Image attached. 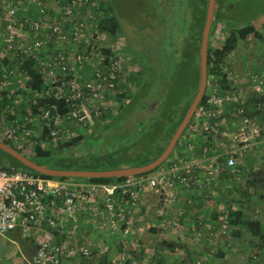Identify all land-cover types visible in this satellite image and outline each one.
<instances>
[{"label": "built area", "instance_id": "obj_1", "mask_svg": "<svg viewBox=\"0 0 264 264\" xmlns=\"http://www.w3.org/2000/svg\"><path fill=\"white\" fill-rule=\"evenodd\" d=\"M53 1L0 0V19L6 21L5 32L0 36V110L2 102L11 100L19 87L15 79L29 80L19 61L16 67L5 66L9 57L19 59L24 55L40 64L43 81L56 90L53 93L48 91V96L53 95L68 108L64 114L57 112L52 115L51 111H42V115H38L41 119L43 117L41 123L35 122L36 117L29 112L15 119L7 131L8 137L13 140L19 139L17 133L20 132L29 135L35 128L33 126L45 129L49 116L52 117V124L47 125V129L50 137L57 140L61 135L69 136L73 126L76 132L91 128L103 114L114 109V104L110 105L108 99L117 86V74L122 66L119 67L117 61L107 64L98 53L100 60H90V72L81 74V55H68L63 48L66 35L59 25L52 27L50 24L49 16L53 9L50 10L48 4ZM84 1L64 0L61 8L64 14L60 19L84 5ZM22 8H26L27 12L19 18L18 13ZM32 10L41 18L34 19ZM8 50H14L10 56L7 55ZM20 71L24 77H17ZM249 89L264 98V71L253 75ZM216 95L215 91L212 92L208 106L200 110L198 123L189 139V147L193 149L194 142L203 134L209 144L204 146L203 152L199 155L193 152L192 155L174 156L160 169L147 175L128 177L120 183L95 184L48 179L24 170L0 168V234L19 232L25 237H34L36 251L32 264H63L67 258L90 257L94 250L111 252L109 264H137L126 251H108L107 243L92 238L85 225L93 223L95 228L99 225L110 233L123 235L126 242L132 240L138 246L139 241L133 235L143 232L140 224H144L142 213L138 214L141 204L148 212L151 211V193H154L159 206L155 213L162 216V225H166L158 227L169 230L178 228L181 226L179 220L170 215L180 202V189H185L192 197L196 191L206 190L207 185L223 177V171L231 174L230 179L240 180L245 167L241 164L244 155L251 152L254 146H264V123L258 118L263 104H257L255 111L258 114L255 116L246 106L248 97L244 93ZM14 104L19 103L14 100ZM225 104L232 105L229 116L223 115ZM249 170L250 167H246L245 171ZM118 191L126 195L119 201L114 199ZM175 192L177 196L173 194ZM210 196L215 195H207L208 198ZM101 200L105 201V210L99 208ZM218 206L220 211H216L223 221V204ZM255 214L264 220V209L256 208ZM177 215L186 216V212L178 209ZM165 216H170L171 221ZM226 227L227 224L224 229Z\"/></svg>", "mask_w": 264, "mask_h": 264}, {"label": "flooded vegetation", "instance_id": "obj_2", "mask_svg": "<svg viewBox=\"0 0 264 264\" xmlns=\"http://www.w3.org/2000/svg\"><path fill=\"white\" fill-rule=\"evenodd\" d=\"M210 2L103 0L104 19L116 26L112 37L127 82L112 111L51 154L58 167L121 168L137 161V167H145L162 159L156 171L173 156L202 148L193 150L189 139L200 110L220 87L218 83L211 89L220 80L214 71L223 54V26L241 29L264 17V0H215L213 14ZM211 19L204 62L203 41Z\"/></svg>", "mask_w": 264, "mask_h": 264}, {"label": "rangeland", "instance_id": "obj_3", "mask_svg": "<svg viewBox=\"0 0 264 264\" xmlns=\"http://www.w3.org/2000/svg\"><path fill=\"white\" fill-rule=\"evenodd\" d=\"M63 1L64 0H54L53 2L48 4L50 10L53 9L52 12H50L49 21L52 27L59 25L62 30V33L66 35L65 40L66 39L67 40L66 42L63 41L64 42L63 48L66 50L68 55L69 54L71 55L76 54V56L81 55L83 60V68L87 69V67H92L91 66L92 64L89 63L90 60H93L94 62L100 60V57H98V53H101L102 57H104V55L101 52L102 47H106V48L110 47L114 50V53L118 54V48H117L118 46L117 43H115L113 37L110 38L108 37L105 40H98L97 38L99 23L104 19L103 11L105 10V8H104L103 0H85L83 2L84 5L78 6L79 8L76 11L74 9V11L70 15L66 17L63 16L64 18L60 19V16L64 14L61 11V8L63 6ZM26 12H27L26 8L20 9L18 13V17L19 18L23 17L26 14ZM32 16L34 19L41 18V16L34 10H32ZM263 25H264V17L261 19V21H259L254 25L255 29L261 34L262 38H257L251 35L246 40L240 41L235 51L225 59V64L223 65V69L225 72L234 71L232 75L236 79V84H234L232 90H228L232 95H235L237 92L244 93L248 97V105L249 108L253 111V113L255 112L256 104L254 105V103H251V101L254 100L256 102L257 99L260 103L263 104L262 105L263 110L258 117L260 118L262 123H264V98H262V96L258 95L257 93L255 95L253 91L249 89V85L253 75L259 74L258 72L262 69V66H264V31H263L264 26ZM5 26H6V21L0 19V36L4 34ZM238 29L240 28L234 26H223V31L221 32L220 35V37L223 39V45L230 36V34ZM53 41L55 40L53 39ZM13 51L14 50H8L7 55L10 56L13 53ZM27 57L30 56L24 55L19 60L12 59L11 57H9L6 60L5 66H7L8 68L16 67L17 62L19 61L21 67V62L23 61L20 60H24ZM262 60L263 63L261 62ZM115 61H117L119 67L120 65L121 66L123 65L121 59L120 60L117 59ZM37 64L38 66H40L39 63ZM122 73L123 75L121 76L118 83H116L117 86L113 90L112 96L108 99L110 105L114 104L113 108L116 107V102H117L115 97L119 95V91L123 89V85H125V83L127 82V79L125 78V74L123 71ZM24 76H25L24 73L21 71L20 73L17 74V77H24ZM28 81L29 80H26L25 78L15 79V82L17 83V85H19V87L12 96L11 101L15 100V102L20 104L26 103L25 105L22 104L24 106H28V110L26 111V114L27 112L31 113L36 117L35 122L41 123L43 122L42 120L43 117L41 119V117L38 115H42L43 112H39V114H36L33 112L32 107L31 108L29 107L30 103L32 104L35 102V98L38 94L36 95L35 93H32L31 90L27 88ZM218 83H220L219 80L214 84V86H212L211 89H214V87L217 88L216 84ZM48 91L49 93H53L56 90L51 89L49 85H47L46 94ZM217 95L220 97L221 95H223V92H220ZM4 98L6 99V97ZM6 110H8V113L12 115L14 118H8L5 115V111L2 109L0 110V139L11 142L18 149L25 152L36 153L37 147H40L43 151H51L52 149H58L65 143L72 141L75 136L79 135L80 133H83L86 129L87 130L92 129L91 127L81 130L80 132H76L77 129H75L73 126L71 134L69 136L61 135L60 139L55 140L53 137H50L49 135V139L44 140L43 136L45 129L39 128L37 126H33L35 128H33V131L30 132L29 135L20 132L17 133L19 139L13 140L8 137L7 131L10 129L15 119H20L26 114H23V112L20 111L19 104L13 103L9 107L7 106ZM48 120L49 121L46 122V127L47 125L52 124L51 122L52 117L49 116ZM199 137L201 142H199L198 149L200 148V146L203 147L204 143L202 141L205 140V136L203 134H201ZM183 146H187L186 142ZM260 148H262V153L261 154L258 153L259 156L253 154L255 150L254 152H250L248 154L249 164L251 166L254 164L255 166H252L253 169L251 173L250 171L245 173L244 179L240 178V180H230L229 177L228 180L227 176H224L226 172L223 171V177L221 176L217 180L213 181L211 184L207 185L206 190L204 189L202 191L201 190L196 191L195 195L201 199L202 204L198 203V198L195 201L196 204L187 201L185 199L187 198L186 196L187 192H185V189H180V191H178L180 192L178 196L179 199L178 201H180L179 203H181L179 210H184L185 212L187 211V213H191V214L195 212H198L196 214L205 212L204 215L206 216V219H204L205 216H203L201 219L206 221L210 220L211 211H214V209L215 210L218 209V211H220V209L218 208L219 206L217 204L218 201L217 199L214 198L211 202H208L206 204L204 202L203 194L207 193L210 195H215L213 193L219 192L217 188L222 186L223 211L227 212V208L225 207L226 205L224 202L225 199L229 198L228 197L229 195H227L226 192L228 190H232L234 191L233 195H236L237 197L239 194L237 189H239L240 185L243 188L245 187L248 188L249 191L250 190L252 191L253 188L254 192H257L258 195H260V197H258L259 203H256L255 206L258 209H263L262 207L264 206V158H263L264 146ZM260 148L258 151L257 150L256 151L259 152ZM130 164L133 166H139L141 165V162L140 161L134 163L131 162L129 163V165ZM254 168L256 169L254 170ZM101 169H105V168H101ZM175 193L173 194L177 196V192ZM151 195L153 199L151 200V204H149L151 208V211L149 212L150 215L148 217V220L143 219V221H145L144 224H140L141 227H143V232H136L133 235L134 239L138 241L144 240L145 242H147V244H144L143 246L138 248L132 245L129 246V248L126 250L129 253H133L131 255L133 260L144 255V261H149L150 264H154V262L151 260L152 256L154 261H159L162 258L163 261L162 264H183L184 261H186L185 264H264V249H261V252H259L260 248L254 247V245L257 242H260V240L257 241V238L250 236L248 238V236H246L245 234L244 236L246 237H243L241 244L238 242H233L231 238H229L228 240H225L224 238L222 239L221 235L223 232L219 233L218 231V233L217 232L213 233L214 236H212V232L208 230L209 228L208 226L197 225L196 220L193 219L192 217H189L190 220L188 221H182L181 229L177 230L174 234H178V232L180 231H183V233L180 232V234H178L176 238H172L171 236L168 235L170 233L168 231L169 229L162 228L163 226L166 225H162L163 221H160L161 218H158L155 215V212L158 209L157 208L158 205L156 204L154 193H151ZM201 195L202 197H199ZM203 204L204 207L202 206ZM221 219L222 218L220 217V220ZM147 225H149L150 227H147ZM153 225L162 226V227H158L159 228V230L157 228L158 232L154 234L150 232V229ZM208 232L210 233L209 237L207 234ZM101 236L103 235L101 234ZM165 238H167L168 240L173 239L174 241H169V242L170 243L173 242V245L176 247L168 246L167 248H164L163 241ZM17 239H19V237L14 233H8L5 235L0 234V264H28L26 262L27 258L24 257V252L22 251L21 243L18 242ZM191 244H196L198 247L196 249H192L190 248ZM261 244L264 246V238H263V242L257 245H261ZM223 245H225L227 249H231L230 251L233 252H239V250L242 251L243 252L242 256L244 255V258L243 259L237 258L234 260V258H230V257L227 259L223 257H216V253H217L216 247ZM107 247L109 249L108 244ZM142 247L144 248L141 254V252H137L138 251L137 249ZM111 250H113V252H117V250L115 249H111ZM153 251L155 253H153ZM258 253H261L259 259H257V257L259 256ZM148 255H150V257H148ZM102 256L105 255L102 252H100L99 253L100 261H102L103 259ZM21 258H25V259L23 260ZM73 264H77V263H73Z\"/></svg>", "mask_w": 264, "mask_h": 264}, {"label": "trees", "instance_id": "obj_4", "mask_svg": "<svg viewBox=\"0 0 264 264\" xmlns=\"http://www.w3.org/2000/svg\"><path fill=\"white\" fill-rule=\"evenodd\" d=\"M115 30H116V26L113 24L112 20L106 17L105 19H103L99 23L98 36H97L98 40H105L108 37L109 38L112 37V34H114ZM263 31H264V27H263ZM251 35H253L257 38H262L261 34L255 29L254 25H250L248 27L233 31L230 34V36L228 37V39L225 41V43L223 45V54L221 56H219V58H216V60H217L216 66L217 67L215 68V71H214V74L217 75L220 79L219 80L220 81V87L217 89V94L220 92H223V95L226 94V92L230 93L228 90H232L234 84H236V79L232 75L234 73V71L225 72L222 67L225 64V59L235 51L238 43L240 41L246 40ZM101 52L104 55L107 64L109 62H114L117 59L119 60V58H120L119 55L117 53H114V50L110 47H108V48L102 47ZM22 57L23 56H21L20 58H22ZM20 61H23V65L21 66V68L23 70H25L27 72V75L29 76L27 88H29L32 93H35L36 95L38 94L35 98V102L32 104L30 103V105H29L30 108L32 107L33 112L38 114L39 112H42V111H51L52 115H54L57 112L62 113V114L66 113L68 111V108H66V105L62 101L56 99L53 95L48 96L46 94L47 85L43 81L42 73L39 71V66H38L37 62L34 60V58L27 57L26 59L20 60ZM220 64H221V66H220ZM91 68L92 67H87V69L83 68V71H81V74L87 75L90 72ZM262 72H263V67L258 73H262ZM122 75H123L122 71L117 74L116 82H118L120 80ZM212 91L214 92L215 90H212ZM253 93L255 94V92H253ZM119 98H120V95H117L115 97V99H119ZM207 101L203 105L204 107L208 106ZM256 102L258 103L259 101L256 99ZM256 102L254 100L251 101V103H254V105L257 104ZM13 103H14V100L13 101L5 100L1 104V109L5 111V115L8 118H14L12 115H10L8 113V110H6L7 106L9 107ZM22 104L25 105L26 103H21V104L19 103L20 111L23 112V114H26V111L28 110V106H24ZM246 106H249L248 103ZM228 107H230L232 109V105L227 104V105L223 106V109H224L223 115L224 116H229L228 112L231 109L228 110ZM249 112H253V111L249 108ZM27 114H28V112H27ZM43 139L44 140L49 139V131H48L47 127H45ZM5 141L7 143H9L10 145H12L13 147H16L11 142H9L7 140H5ZM199 142H201V140H200V137L198 136V139L194 142V147L196 149H198ZM202 142L204 143V145H203V147L200 146L202 148L198 150L196 155L201 154L203 152L204 146L209 145L207 143V141H205V140ZM69 143H71V141L68 143H65L62 146H66ZM61 147L58 149H52L51 150L52 152L51 151H43L40 147H37L36 155L50 158L51 154L54 151L61 150ZM259 148H260V146L254 147L251 150V152H254V150H255V152L253 154L259 156V154L262 153V148H260V151L257 152L259 150ZM184 154H186V153H184ZM248 154L244 155L243 161L241 162V164L245 165V167L243 168L242 176L240 177L241 179L245 178L246 167H250L249 171L251 173V171L253 169L252 166H255L254 164L252 166L249 164ZM0 164L2 165L0 168L6 169V170H24V171H28L31 173L38 174L35 171H32L31 169L24 167L16 159H14L12 156H10L9 154L4 153V152H0ZM255 169L256 168H254V170ZM38 175H40V174H38ZM143 175H147V174H143ZM229 175H231V174L225 173L224 176H227V178L229 180ZM41 176H43V175H41ZM43 177L48 178V179H54V180H73V181L76 180V181L95 183V184H114V183L123 182L126 179V178H119V179L111 178V179L82 180V179H68V178H53V177H47V176H43ZM230 180H235V179H230ZM252 187H253V185H252ZM235 188H238V187H235ZM217 189L219 192L215 193V196H210L208 198L207 193L203 194L204 195V202L206 204L208 202H211L212 199H214V197H215V199H217L218 205L223 204V194H222L223 188L221 186V187H218ZM237 191L239 192L237 197H236V195H233L234 191H232V190H228L226 192L227 195H229L228 196L229 198L225 199V202H224L226 205L225 207L227 208V212L225 211V213H223V221L220 220L219 213L215 209H214V211H211V214H210L211 220L209 221L211 224L208 226L209 227L208 230L210 232H212V236H214L213 233H216V232L218 233V231H219V233L223 232L221 235L222 239L224 238L225 240H228L229 238H231L233 240V242L241 241L243 239V237H246V236H248V238H249V236L257 238V241L260 240V242H257L256 244L254 243L255 244L254 247H256V248L259 247L260 248L259 252H261V249H264V246L262 244L261 245H257V244H260L261 242H263L264 220L262 219V217H258L255 214V209H256L255 204L259 203L258 197H260V195H258L257 192H254L253 188H252V191L251 190L249 191L248 188H246V187L243 188L241 185L239 186V189H237ZM124 196H126V195H124L121 191H118V192H116L114 199L119 201ZM199 197H202V195ZM197 198L198 197L196 195H194L192 197H189V195H188L187 198H185V199L187 201L191 200V203L196 204L195 201ZM198 203L202 204L200 198H198ZM202 206L204 207V204ZM99 208L102 210H105L106 207H105V201L104 200L103 201L101 200ZM157 208H159V206ZM262 208L264 209V206ZM149 212L146 210L145 205L141 204L138 215H140L142 213L143 219L148 220V217L150 215ZM177 212H178V209L176 210V208H175V210L173 211V213L170 216L177 218V220H179L181 226L178 228H175V229L171 228L173 230L172 231L173 234L177 230L181 229L182 220H184V217H185L184 215L178 217ZM155 215L158 218L161 217V220H163L162 216L157 215L156 213H155ZM170 216H165V217H167L171 221ZM85 224L86 223H84V225ZM225 224H227L226 229H224ZM197 225L206 226V223L204 222V220L201 222H199V220H198ZM222 225H223V231H222ZM97 226H98V228H95V224H93V223H91V225L87 224V225H85V230H87V232L91 235L92 238L98 239V240L99 239L104 240L109 245V249H108L109 251L111 249H118V252H124L129 248V246H132V245L136 248L140 247V246H137L135 244V242L132 240H131V242L130 241L126 242L127 240H125V237L121 234L110 233V232L106 231L103 227H100L99 225H97ZM157 228H158V226L153 225L150 229V232L154 233V234L157 233L158 232ZM94 229L96 230V232L94 231ZM158 230H159V228H158ZM12 233L16 234L19 237V239H17V241L21 243V248H22V251L24 252V257L27 258L26 262L28 264H32L33 256H34L35 251H36L35 238L34 237H29V238L25 237L24 234H21L19 232H12ZM101 234H103L104 236H101ZM207 234L209 237L210 233L208 232ZM245 234H246V236H244ZM94 235H96V236H94ZM79 239H81V237H79ZM165 239L163 241L164 248H167L168 246L169 247L174 246L173 242L170 243L167 238H165ZM139 245H140V243H139ZM191 246H190V248H192V249H195V247H197V246H192V247ZM174 247H176V246H174ZM143 248L144 247L137 249L138 250L137 252H141V254H142ZM216 249H217L216 257H223L225 259H227L229 257L234 258V260L237 258H241L242 257L241 253H243L240 250H239V252L230 251L231 249H227L225 245L217 246ZM100 252L101 251H99V250L98 251L94 250L92 252L93 254H91L90 257H81L80 256V257H76V258H74V257L67 258V259L63 260V264H73V263L93 264L92 258L95 257L96 255L99 256ZM126 252L130 257L133 254V253H129L128 251H126ZM134 253H136V252H134ZM153 253H155V252L153 251ZM103 254L105 256H102L103 259H102V261H100V264H109L110 263L109 256H111V252H104ZM258 255H257L258 256L257 259H259V257L261 256V253H258ZM148 257H150V255H148ZM242 258H244V257H242ZM131 259H132V257H131ZM151 260L153 262H156L157 264L163 263L162 258L159 261H154L153 256H152ZM135 261L137 262V264H146L147 263V261H144V255H142L141 257H138L137 259H135ZM185 262L186 261H184L183 264H185Z\"/></svg>", "mask_w": 264, "mask_h": 264}, {"label": "water", "instance_id": "obj_5", "mask_svg": "<svg viewBox=\"0 0 264 264\" xmlns=\"http://www.w3.org/2000/svg\"><path fill=\"white\" fill-rule=\"evenodd\" d=\"M216 2L215 0H211L209 6V12L212 14L216 10ZM212 30V19L208 21L207 25V35L203 41V53L202 57L204 62H206L208 55V47L210 40V33ZM0 152H4L12 156L19 163H21L24 167L35 171L36 173L53 178H68V179H82V180H91V179H119V178H128L138 175H143L150 173L157 169V167L163 162L162 159L157 161L155 164L145 166V167H137L133 165H125L121 168H105V169H65L62 167H58V165L54 162L57 157H42L36 155V153L25 152L16 147H13L5 140L0 139ZM54 158V159H53ZM52 162L54 164H52ZM2 165L0 164V167Z\"/></svg>", "mask_w": 264, "mask_h": 264}, {"label": "crops", "instance_id": "obj_6", "mask_svg": "<svg viewBox=\"0 0 264 264\" xmlns=\"http://www.w3.org/2000/svg\"><path fill=\"white\" fill-rule=\"evenodd\" d=\"M260 54V53H259ZM262 63H263V60L261 61ZM263 67V71H264V66H262ZM260 102H258L257 104H259ZM257 104H256V110H257ZM231 108L230 107H228V110H230ZM229 113H232V109L229 111ZM253 115H257L258 114V112H254V113H252ZM227 121H228V123L230 124V119H227ZM188 195H190V194H186V196H188ZM181 206V203H178L177 204V206H176V210L177 209H179V207ZM196 213H198V212H195V213H193V214H191V213H187V211H186V216H185V218H184V220H182V221H188V220H190V218L189 217H192L193 219H195L196 220V222L199 220V222H201V221H203L201 218L203 217V216H205L204 214H205V212H202V213H200V214H196ZM192 215V216H191ZM204 219H206V216L204 217ZM211 220V219H210ZM210 220H204V222L206 223V226H209L211 223L209 222ZM173 230L172 229H170L169 230V236H171L172 238H176V236L178 235V234H180V232L181 233H183V231H180V232H178V234H173V232H172ZM103 235V234H102ZM94 236H96V235H94ZM104 236V235H103ZM100 240V239H99ZM168 241H174L173 239L172 240H168ZM236 242H238V243H241L242 244V240L241 241H236ZM139 243H140V247L141 246H143L144 244H147V242H145L144 240H142V241H140L139 240ZM192 246H197L196 244H191ZM190 245V246H191ZM191 246V247H192ZM198 247V246H197ZM197 247H195V249L197 248ZM243 253H241V255H242ZM242 257H244V255L242 256ZM241 257V258H242ZM21 259H25V258H21ZM99 259V256L98 255H96L95 257H93L92 258V263L93 264H100V259ZM243 259V258H242ZM146 260H147V258H146ZM147 264H150L149 263V261H147ZM154 264H157L156 262H154Z\"/></svg>", "mask_w": 264, "mask_h": 264}, {"label": "bare ground", "instance_id": "obj_7", "mask_svg": "<svg viewBox=\"0 0 264 264\" xmlns=\"http://www.w3.org/2000/svg\"><path fill=\"white\" fill-rule=\"evenodd\" d=\"M259 189V188H258Z\"/></svg>", "mask_w": 264, "mask_h": 264}]
</instances>
